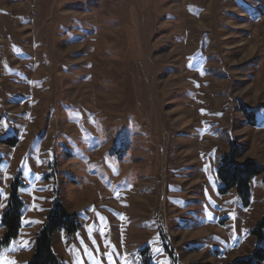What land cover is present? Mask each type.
<instances>
[{"label":"rangeland","instance_id":"374dc122","mask_svg":"<svg viewBox=\"0 0 264 264\" xmlns=\"http://www.w3.org/2000/svg\"><path fill=\"white\" fill-rule=\"evenodd\" d=\"M264 166V0H0V264L57 201L60 264H230L264 238L218 166ZM16 192L19 233L3 218Z\"/></svg>","mask_w":264,"mask_h":264},{"label":"trees","instance_id":"16d2710c","mask_svg":"<svg viewBox=\"0 0 264 264\" xmlns=\"http://www.w3.org/2000/svg\"><path fill=\"white\" fill-rule=\"evenodd\" d=\"M237 155L234 149L229 155H224L218 166V177L222 182L221 192L227 194L236 190L238 195L249 204L251 197V181L258 176H263L264 166L256 161L248 160L243 164L233 162ZM2 197L0 195V207ZM22 201L13 192L11 194L10 208L5 212L3 222L7 228L5 240L9 241L19 233L21 227ZM80 227L76 213L69 212L62 202L57 201L55 207L48 216V221L36 240L34 254L28 264H60V260L54 250L53 235L57 230H66L70 235ZM254 234L260 240L264 238V217L256 225ZM230 264H264V245H259L248 257L240 258Z\"/></svg>","mask_w":264,"mask_h":264}]
</instances>
